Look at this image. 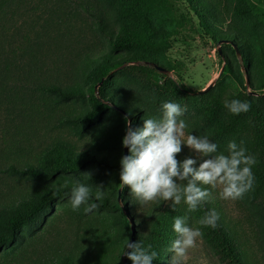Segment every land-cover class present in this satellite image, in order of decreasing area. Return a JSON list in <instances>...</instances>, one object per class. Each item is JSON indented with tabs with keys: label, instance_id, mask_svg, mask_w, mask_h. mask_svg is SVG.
<instances>
[{
	"label": "rangeland",
	"instance_id": "rangeland-1",
	"mask_svg": "<svg viewBox=\"0 0 264 264\" xmlns=\"http://www.w3.org/2000/svg\"><path fill=\"white\" fill-rule=\"evenodd\" d=\"M167 6L149 15L152 25L165 36L166 52L119 51L116 59L124 64L112 72L111 83L101 90L102 95L96 65V60L102 58L96 54L110 51L109 40L120 29L125 5L110 0H0V150L2 137L13 136L26 141L35 154L58 142L71 145L80 153L77 160L83 167L67 179L82 173L87 180V174L101 173L104 194L116 198L121 192L116 186L119 161L122 155L128 154L121 143L126 127L141 126L142 118L159 116L164 101L180 103L185 109L180 119L188 124L186 133L207 134L218 144L219 152L227 155V143L233 139L238 144L243 141L245 147V136H217L215 125L207 116L215 98L239 92H253L255 104L264 113L260 67L264 58V0H168ZM196 10L202 14L198 15ZM232 37L236 44L229 47ZM244 58L251 61L250 68L243 67ZM130 60L134 61L128 63ZM144 63L157 64L166 70L163 73L167 76L183 80L192 90L190 96L162 93L143 79L121 70ZM226 66L229 69L224 71ZM158 73L157 81L163 82L161 71ZM94 83L97 100L90 101L87 88ZM212 83L208 92L194 94ZM42 84H57L61 91L46 93L39 88ZM72 86H77L79 91L71 89ZM98 99L110 107L95 121L87 120L89 113L96 109ZM104 154L115 164L106 167L95 162V157ZM188 155V149L183 147L177 159ZM9 165L0 159V199L6 197L3 201L9 193L26 191L35 183L29 176L2 172ZM16 165L26 168L27 160H18ZM255 168L257 163L252 167L253 173ZM220 190L221 186L209 188L207 202L236 232L235 240L247 252L248 263L264 264V186L254 182L253 188L237 200L221 199ZM134 201L136 204L135 198ZM54 204L55 209H49L42 216L48 217L49 232L43 236L40 246H33L38 247L32 255L34 259L47 256L52 247L61 244L63 252L77 245L82 248L80 252L85 250L95 256L102 240L90 236L92 229H103L107 223L117 227L116 237H121L124 231L121 222L115 223L111 204L99 205L92 212L85 211V204L74 211L69 196ZM122 204L127 212L123 201ZM135 204L137 218L144 229V237L137 241L145 243L154 222L168 204L163 201ZM0 211L4 219L16 214ZM188 222L197 227L193 214ZM36 228L30 224L24 233L26 237ZM128 239L134 241L128 234L121 239L120 252L116 251L120 253L119 264H131L122 255ZM190 252L203 264H220L204 236ZM33 261L26 260L24 264H34Z\"/></svg>",
	"mask_w": 264,
	"mask_h": 264
},
{
	"label": "trees",
	"instance_id": "trees-1",
	"mask_svg": "<svg viewBox=\"0 0 264 264\" xmlns=\"http://www.w3.org/2000/svg\"><path fill=\"white\" fill-rule=\"evenodd\" d=\"M110 1L122 3L125 7L121 13L123 21L120 29L109 40L110 51L102 50L96 54L98 55L97 58H102L96 60L97 83H102L100 89L102 95L103 91L101 92V90L111 83L112 72L121 68L124 64V61L120 62L116 59V54L119 51L142 50L148 53L164 54L167 50L165 36L152 25L149 15L155 11L165 10L168 7V0ZM196 13L199 15L202 14V11L196 10ZM234 44L236 43L232 37V41L227 46L233 47ZM133 61L130 60L128 63ZM243 64L246 68L251 67V61L249 62L248 59L244 58ZM260 67L264 83V58ZM228 69L229 67L226 66L224 71ZM121 70L129 76L143 79V81L150 83L158 91L171 96L189 97L192 92L184 84L183 80H176L162 72L160 75L164 78V81L159 83L156 76L160 71L152 64H132L123 67ZM39 88L46 93H59L61 91L60 86L57 84H42ZM71 89L79 91L77 86H72ZM87 92L90 101L97 100L96 83L90 85L87 88ZM251 94L253 92H239L215 98L207 120L215 125V134L217 136L247 137L245 148L249 154L255 157L257 163V168H255L253 173L254 182L264 186V113L257 107ZM226 99L248 101L251 105L250 110L246 113L233 115L224 107ZM109 107L107 102L105 103L98 99L96 109L89 113L86 119L95 121ZM2 143L0 159L10 163L9 168L2 170V172L13 176H29L35 181L26 191L20 190L13 194L9 193L6 201H3L6 197L0 199L2 200L0 201V206H2L0 210L16 213L4 219L0 211V264H24L26 260L33 261L31 260L33 258L32 255L38 249V247L34 248L33 246L36 244L40 246L44 242L43 236L46 232H49L47 229L48 217L44 216L42 218V216L49 209H55L54 203L56 201L69 196L72 182L79 180L89 185L95 192L97 185H100V182L103 181V175L98 172L93 173L86 180L81 173L68 180V175L77 173L83 166L77 160L80 153L73 146L63 142H58L39 154L33 153L32 148L26 145V141H23L20 137H2ZM91 152L93 151L91 150ZM23 159L27 160L26 168L16 165V161H22ZM95 159V162L102 166L109 167L115 164V161H112L106 154L100 158L95 157ZM64 181L68 182L67 186L64 185ZM116 186L118 188L117 191L121 189L119 182ZM122 201L128 209L127 212ZM90 202L98 203L103 207L111 204L115 223L121 222L124 226L121 237H116L119 234L115 225L106 223L103 229H92L90 231L91 237L102 240L101 249L97 251L95 256H91L85 250L80 252L81 247L77 245L70 248V251L63 252V245L61 244L58 247H52L47 256L33 258L34 264H119L120 253L116 254V251L119 250L120 252L121 250V239H124L128 234L131 236V240L134 239V241H137V238L139 239L141 236L144 237L143 226L139 223L140 219L138 220L137 218L138 214L134 206V197L128 195L127 188L121 189L116 198L110 197V194L107 193L104 194V198L101 201L90 200ZM210 209H213V207L207 201L196 212L191 213L187 212L183 203L177 206L175 212L168 205L165 206L158 219L154 222L152 233L144 243L145 245L152 244L153 248L158 252V260L153 261V264H169V262H166V260H170L169 248L172 240L176 238L172 231L174 216L186 215L190 217L193 214L197 227H201L198 221ZM218 215L219 219L215 228L201 227V231L204 233L203 236L211 246L217 260L220 264H249L247 252L243 251L241 246H239L240 244L235 240L234 233L236 232L229 228L223 216L221 217L219 213ZM30 224L38 227V229L36 228L37 230L30 234V237H26L24 233ZM31 247L32 249L30 250Z\"/></svg>",
	"mask_w": 264,
	"mask_h": 264
},
{
	"label": "clouds",
	"instance_id": "clouds-1",
	"mask_svg": "<svg viewBox=\"0 0 264 264\" xmlns=\"http://www.w3.org/2000/svg\"><path fill=\"white\" fill-rule=\"evenodd\" d=\"M224 107L229 113L239 115L250 110V103L240 99H226ZM161 114L142 118L141 126H127L122 137V147L128 154L119 161V183L121 189H128V195L136 200L137 206L149 202L163 201L175 212L182 203L187 212H196L210 197L209 188L221 186L219 196L224 200L241 199L253 188L252 167L256 163L253 155L247 152L243 141L239 144L233 139L227 143V155L218 151V144L207 134L187 132L188 124L183 116L185 109L180 103L164 101L160 105ZM186 147L190 155L182 160L177 156ZM90 177V174H87ZM67 181L64 185L67 186ZM208 186V187H205ZM104 192L101 185L97 190L79 180L72 182L69 199L72 209L87 205L86 212L99 207ZM218 213L210 209L199 219L201 227L215 228ZM189 217H173L172 240L169 252V264H203L191 254L203 238L201 227L189 225ZM131 264H153L158 260V252L152 244L132 241L124 246L123 254Z\"/></svg>",
	"mask_w": 264,
	"mask_h": 264
},
{
	"label": "water",
	"instance_id": "water-1",
	"mask_svg": "<svg viewBox=\"0 0 264 264\" xmlns=\"http://www.w3.org/2000/svg\"><path fill=\"white\" fill-rule=\"evenodd\" d=\"M152 65L155 66V67H157V69H158L159 71H161L162 73L166 71L164 68L159 67V66H157V65L154 64V63H152ZM242 65H243V67H244V64H242ZM213 85H214V83L210 84V85H209L206 89H204L203 91H201V92H196L195 94H200V93L203 94V93H206V92H208V91L213 87Z\"/></svg>",
	"mask_w": 264,
	"mask_h": 264
}]
</instances>
